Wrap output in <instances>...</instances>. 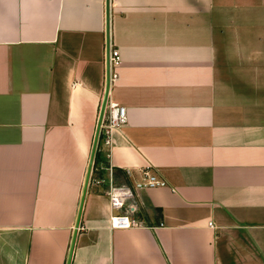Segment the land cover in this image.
Listing matches in <instances>:
<instances>
[{
	"label": "crops",
	"instance_id": "crops-1",
	"mask_svg": "<svg viewBox=\"0 0 264 264\" xmlns=\"http://www.w3.org/2000/svg\"><path fill=\"white\" fill-rule=\"evenodd\" d=\"M109 47L89 177L164 184L122 228L89 180L69 264H264V0H108ZM104 59V0H0V264H65Z\"/></svg>",
	"mask_w": 264,
	"mask_h": 264
},
{
	"label": "built area",
	"instance_id": "built-area-1",
	"mask_svg": "<svg viewBox=\"0 0 264 264\" xmlns=\"http://www.w3.org/2000/svg\"><path fill=\"white\" fill-rule=\"evenodd\" d=\"M120 53L117 47H109L108 49V85L114 82L118 77L117 67L120 63ZM126 120L124 106L116 101L106 98L102 117L99 124L98 137L102 138V142L109 147L112 142L113 130L119 128ZM97 137V138H98ZM127 173L129 170L127 169ZM140 177L132 182L131 185L126 183L116 184L113 181L112 169L110 164L107 166V174L105 177L90 178L94 182H104L105 193L107 195L110 208L117 210L110 216V224L113 227H130L139 224L133 213L136 204L133 200L136 190L148 188L156 185H163L164 181L157 177L149 170V164L140 169ZM208 224H211L209 221Z\"/></svg>",
	"mask_w": 264,
	"mask_h": 264
},
{
	"label": "water",
	"instance_id": "water-1",
	"mask_svg": "<svg viewBox=\"0 0 264 264\" xmlns=\"http://www.w3.org/2000/svg\"><path fill=\"white\" fill-rule=\"evenodd\" d=\"M104 14H105L104 89H103V94H102L101 101H100L99 108H98L96 124H95V128H94L90 152H89V156H88L87 167H86L84 179L82 182L81 193H80V198H79V202H78V209H77L76 218H75V222H74V228L72 230V236L70 239L69 248H68L66 259H65V264H69L72 245L74 242V236H75V232H76V227L78 225V219H79L80 209H81V205H82V199L84 196L86 185H87V182L89 179L90 169H91L92 162H93V156H94V151L96 148V142H97L98 131H99V124H100V120L102 117L104 104H105V101L107 98V91H108V0H104Z\"/></svg>",
	"mask_w": 264,
	"mask_h": 264
}]
</instances>
